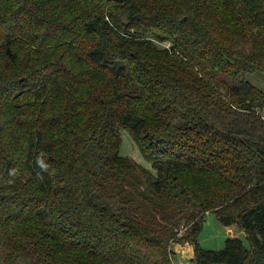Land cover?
I'll list each match as a JSON object with an SVG mask.
<instances>
[{
	"label": "trees",
	"instance_id": "obj_1",
	"mask_svg": "<svg viewBox=\"0 0 264 264\" xmlns=\"http://www.w3.org/2000/svg\"><path fill=\"white\" fill-rule=\"evenodd\" d=\"M254 73L264 0H0V264H264Z\"/></svg>",
	"mask_w": 264,
	"mask_h": 264
},
{
	"label": "rangeland",
	"instance_id": "obj_2",
	"mask_svg": "<svg viewBox=\"0 0 264 264\" xmlns=\"http://www.w3.org/2000/svg\"><path fill=\"white\" fill-rule=\"evenodd\" d=\"M247 81L256 88L264 90V73H254L248 75ZM121 138L122 144L120 147V155L124 157H130L142 167L150 169L149 163L143 159L139 150L132 142L129 134L126 131H121ZM183 233L184 230L181 231L179 236L181 237ZM228 238H238L246 247H249L246 235L237 225L225 227L219 223L216 215L212 213L206 214L204 225L197 239L200 246L206 250L221 251L224 248L225 242ZM172 250L174 253L173 264H192V261L189 257L191 251L189 250L188 244H185V247H182L176 243L172 246Z\"/></svg>",
	"mask_w": 264,
	"mask_h": 264
},
{
	"label": "crops",
	"instance_id": "obj_3",
	"mask_svg": "<svg viewBox=\"0 0 264 264\" xmlns=\"http://www.w3.org/2000/svg\"><path fill=\"white\" fill-rule=\"evenodd\" d=\"M189 250L191 251V254H190V260H192V258H193V251H192V248L191 247H189Z\"/></svg>",
	"mask_w": 264,
	"mask_h": 264
}]
</instances>
